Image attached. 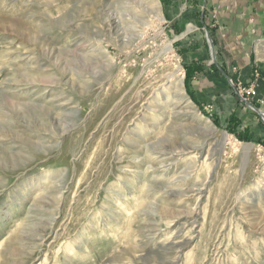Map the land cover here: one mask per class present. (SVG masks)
I'll list each match as a JSON object with an SVG mask.
<instances>
[{"label": "rangeland", "instance_id": "374dc122", "mask_svg": "<svg viewBox=\"0 0 264 264\" xmlns=\"http://www.w3.org/2000/svg\"><path fill=\"white\" fill-rule=\"evenodd\" d=\"M203 1L0 0V264H264V144L233 78L194 88Z\"/></svg>", "mask_w": 264, "mask_h": 264}, {"label": "crops", "instance_id": "0c3cea01", "mask_svg": "<svg viewBox=\"0 0 264 264\" xmlns=\"http://www.w3.org/2000/svg\"><path fill=\"white\" fill-rule=\"evenodd\" d=\"M202 9H205V12ZM174 18L179 19L175 16L170 18V21ZM197 18L200 22L197 29L199 31L206 29L211 34L219 65L214 63L208 66L207 63V67L202 66L195 79L194 88L200 89L201 84H205L202 83L204 76L207 78L206 84L209 89L215 88L218 83L220 86L225 82L227 84L228 78L246 85L252 83L256 99L263 101V104L256 106L264 111V0H206L200 4ZM191 20H197L195 13ZM195 52L199 55V60L204 58V45L195 49ZM195 60L196 58H191L187 64L198 65ZM254 71L257 72L255 76ZM216 93L213 95L219 103L227 99L233 106L226 117V124L231 121L237 122L242 132L254 134L258 141L264 144V124L256 114L241 105L232 91L227 89L225 96L223 94L218 96ZM194 94L193 91L191 96L196 98ZM194 101L196 102L195 99ZM217 115L216 111L214 116Z\"/></svg>", "mask_w": 264, "mask_h": 264}, {"label": "built area", "instance_id": "2783aa9c", "mask_svg": "<svg viewBox=\"0 0 264 264\" xmlns=\"http://www.w3.org/2000/svg\"><path fill=\"white\" fill-rule=\"evenodd\" d=\"M229 85L236 92L238 101L244 103L251 111L258 113L260 121L264 124V111L260 110L259 107H256V104L261 105L263 104V101L256 99V91L253 84L250 83L249 85H245L239 81L234 83L229 80Z\"/></svg>", "mask_w": 264, "mask_h": 264}, {"label": "bare ground", "instance_id": "6f19581e", "mask_svg": "<svg viewBox=\"0 0 264 264\" xmlns=\"http://www.w3.org/2000/svg\"><path fill=\"white\" fill-rule=\"evenodd\" d=\"M157 6H158V4H157ZM159 7V6H158ZM156 13H157V17H158V20L159 21H162L163 20V18H162V16L159 14V11H157L156 10ZM177 80V87L176 88H178L179 90H181V88H182V78H173V80H171V81H176ZM253 112V111H252ZM255 114H256V116L258 117L259 115H258V113H256V112H254ZM259 118V117H258ZM260 120V119H259ZM224 141H227V138H226V136L224 135V139H223ZM251 151V147H249V146H242L240 149H239V152H241V154H244V155H248L249 154V152Z\"/></svg>", "mask_w": 264, "mask_h": 264}]
</instances>
